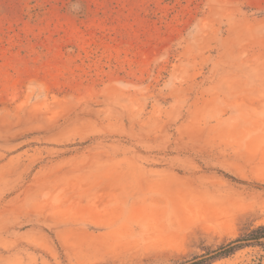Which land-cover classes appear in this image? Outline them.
I'll return each instance as SVG.
<instances>
[{
  "label": "rangeland",
  "instance_id": "1",
  "mask_svg": "<svg viewBox=\"0 0 264 264\" xmlns=\"http://www.w3.org/2000/svg\"><path fill=\"white\" fill-rule=\"evenodd\" d=\"M261 225L264 0H0V264H182Z\"/></svg>",
  "mask_w": 264,
  "mask_h": 264
},
{
  "label": "trees",
  "instance_id": "2",
  "mask_svg": "<svg viewBox=\"0 0 264 264\" xmlns=\"http://www.w3.org/2000/svg\"><path fill=\"white\" fill-rule=\"evenodd\" d=\"M261 242L262 244H264V225H261L251 232L247 233L246 235H243L225 245L220 246L216 250L208 251L207 253L198 257H194L193 259L188 260L182 264H208L219 257L229 256L239 248L253 243L261 244Z\"/></svg>",
  "mask_w": 264,
  "mask_h": 264
}]
</instances>
